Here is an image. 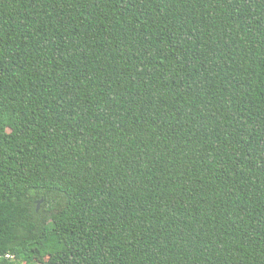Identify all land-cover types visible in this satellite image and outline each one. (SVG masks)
Here are the masks:
<instances>
[{
    "label": "trees",
    "instance_id": "trees-1",
    "mask_svg": "<svg viewBox=\"0 0 264 264\" xmlns=\"http://www.w3.org/2000/svg\"><path fill=\"white\" fill-rule=\"evenodd\" d=\"M0 264H264V0H0Z\"/></svg>",
    "mask_w": 264,
    "mask_h": 264
},
{
    "label": "water",
    "instance_id": "water-1",
    "mask_svg": "<svg viewBox=\"0 0 264 264\" xmlns=\"http://www.w3.org/2000/svg\"><path fill=\"white\" fill-rule=\"evenodd\" d=\"M42 201V198H40L39 200H37V203H36V210L38 209L39 207V203Z\"/></svg>",
    "mask_w": 264,
    "mask_h": 264
}]
</instances>
